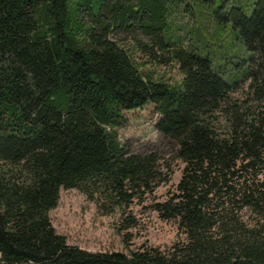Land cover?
Here are the masks:
<instances>
[{"label": "trees", "instance_id": "16d2710c", "mask_svg": "<svg viewBox=\"0 0 264 264\" xmlns=\"http://www.w3.org/2000/svg\"><path fill=\"white\" fill-rule=\"evenodd\" d=\"M168 2L0 0V264H264V0H220L252 54L229 79L210 54L165 36ZM121 31L176 61L182 79L144 72ZM148 102L183 162L151 204L182 238L131 251L67 243L50 218L62 187L125 209L171 177L158 152L116 137L123 111Z\"/></svg>", "mask_w": 264, "mask_h": 264}, {"label": "rangeland", "instance_id": "374dc122", "mask_svg": "<svg viewBox=\"0 0 264 264\" xmlns=\"http://www.w3.org/2000/svg\"><path fill=\"white\" fill-rule=\"evenodd\" d=\"M218 6L220 0H169L166 8L168 30L165 36L180 39L186 47L191 46L210 54L221 70L228 71L225 74L227 79L234 71H238L237 77L242 78L246 71L244 68L252 60V54L243 45L232 20L220 15ZM134 35L144 41L146 39L139 30ZM114 36L143 62L144 72L171 84L182 79L183 73L176 61L157 60L155 55H161L160 50L151 49L150 52L145 46L133 47L136 41L133 33L121 31ZM247 81H239L240 86L233 94L234 97L239 100L246 97L249 89ZM123 114L125 119L115 126L117 139L126 150L158 152L161 170L159 175L167 178V172L172 171L171 177L160 181L153 193H146L142 199L135 198L125 209L115 203L103 202L98 193L90 196L76 187H62L57 206L50 210V218L56 231L66 235L67 243L92 251H131L145 244L170 246L182 238L177 222L161 218L151 204L156 199L166 197L169 187L180 178L183 166V162L174 156L171 139L164 137L157 128L156 122L161 113L156 110L154 103L148 102L139 108L123 111ZM129 215L135 217L136 224L128 229L121 228L123 217Z\"/></svg>", "mask_w": 264, "mask_h": 264}]
</instances>
